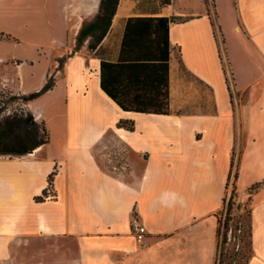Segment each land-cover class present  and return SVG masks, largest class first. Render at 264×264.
Wrapping results in <instances>:
<instances>
[{
    "label": "crops",
    "instance_id": "obj_1",
    "mask_svg": "<svg viewBox=\"0 0 264 264\" xmlns=\"http://www.w3.org/2000/svg\"><path fill=\"white\" fill-rule=\"evenodd\" d=\"M180 3L159 14L183 20L169 29L170 114H152L123 110L101 88V60L116 61L127 19L147 15L135 0H120L95 49L87 38L78 50L97 2L0 0V47L37 48L35 58L0 51L23 94L47 82L54 50L67 54L53 88L28 102L49 142L39 155H0V264H215L231 182L251 204L246 264H264V0ZM37 59L47 68L32 87Z\"/></svg>",
    "mask_w": 264,
    "mask_h": 264
},
{
    "label": "trees",
    "instance_id": "obj_2",
    "mask_svg": "<svg viewBox=\"0 0 264 264\" xmlns=\"http://www.w3.org/2000/svg\"><path fill=\"white\" fill-rule=\"evenodd\" d=\"M155 1V7L140 12L147 15L127 19L118 59L101 60V88L125 111L170 114L169 29L178 17L159 15L172 0ZM119 3L120 0H101L98 13L84 24L78 35L77 50L87 38H91L90 49L97 47L107 35ZM54 85L55 80L50 78L39 91L24 96L25 101L40 97ZM48 142V130L32 113L27 117L15 114L0 122V155L24 156ZM260 186L253 185L250 193ZM234 196L236 193L233 192L230 199H224L229 209ZM249 211L251 219V208Z\"/></svg>",
    "mask_w": 264,
    "mask_h": 264
},
{
    "label": "rangeland",
    "instance_id": "obj_3",
    "mask_svg": "<svg viewBox=\"0 0 264 264\" xmlns=\"http://www.w3.org/2000/svg\"><path fill=\"white\" fill-rule=\"evenodd\" d=\"M87 0H81V4H84ZM89 1V0H88ZM92 3L97 2L98 11L101 0H90ZM136 8L135 12L140 13L141 11L150 10L157 5V1L153 0H135ZM195 0H181L180 5L182 8H187L188 5H191ZM208 5L209 10L214 9V0H204ZM172 17V16H171ZM181 20L179 18L176 20ZM216 24V21H215ZM8 38L4 34H0V39ZM10 43V42H9ZM77 50V46L75 48ZM0 51L11 54V55H28L29 57L35 58L37 56L36 44H21L20 46H2ZM42 53V52H40ZM67 54L63 58H59V52L54 50L52 58L49 60L51 67H49V74L47 81L50 78L55 80L56 75L63 69L64 61ZM16 59V58H15ZM41 60V59H40ZM31 60L30 63L33 65L31 86H37L42 80L43 73L47 68V61L45 60ZM39 61V62H37ZM15 60H0V122L8 116H13L18 114L23 117H27L28 113L33 112L28 107V102L25 101L24 96L20 89V81L15 76V74L9 71V65L12 63L16 65ZM19 62V61H18ZM48 100V99H47ZM46 100V105L49 101ZM49 112L51 115H54L55 118L50 124L51 133L53 135V140L55 143L58 139V135L62 133V130L59 127L60 123V112L61 108L57 105L50 107ZM38 123L42 126H45L44 120L40 115L33 114ZM47 129V128H46ZM34 152V151H33ZM32 152V153H33ZM31 154V153H30ZM40 152H37L39 155ZM36 155V156H37ZM18 157V156H10ZM21 157V156H19ZM34 157V156H33ZM40 157H42L40 155ZM32 158V156H28ZM27 158H24L26 160ZM230 191L227 196L230 199L232 193H236L234 196L233 204L229 209L228 203L224 206L223 210L219 213V249L216 258L215 264H246L251 250V235H250V208L251 204L249 200H241L239 194L236 191L234 182L230 183ZM45 195L50 196L52 193L45 190ZM40 200V197L37 198Z\"/></svg>",
    "mask_w": 264,
    "mask_h": 264
},
{
    "label": "built area",
    "instance_id": "obj_4",
    "mask_svg": "<svg viewBox=\"0 0 264 264\" xmlns=\"http://www.w3.org/2000/svg\"><path fill=\"white\" fill-rule=\"evenodd\" d=\"M132 229L133 233L135 234L137 243L141 246H144V240L147 231L145 225L140 221L137 215H135L132 219Z\"/></svg>",
    "mask_w": 264,
    "mask_h": 264
},
{
    "label": "bare ground",
    "instance_id": "obj_5",
    "mask_svg": "<svg viewBox=\"0 0 264 264\" xmlns=\"http://www.w3.org/2000/svg\"><path fill=\"white\" fill-rule=\"evenodd\" d=\"M40 149H41V147L37 148V149H36V150H34V152H33V153H31L30 155H32V154H34V153H36V152L40 151Z\"/></svg>",
    "mask_w": 264,
    "mask_h": 264
}]
</instances>
